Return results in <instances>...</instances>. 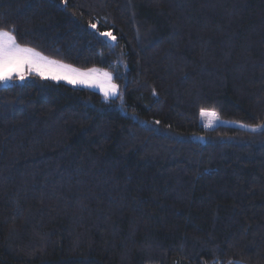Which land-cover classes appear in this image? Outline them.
<instances>
[{
	"label": "trees",
	"instance_id": "trees-1",
	"mask_svg": "<svg viewBox=\"0 0 264 264\" xmlns=\"http://www.w3.org/2000/svg\"><path fill=\"white\" fill-rule=\"evenodd\" d=\"M13 28L119 94L0 83V264H264V0H0Z\"/></svg>",
	"mask_w": 264,
	"mask_h": 264
},
{
	"label": "snow or ice",
	"instance_id": "snow-or-ice-1",
	"mask_svg": "<svg viewBox=\"0 0 264 264\" xmlns=\"http://www.w3.org/2000/svg\"><path fill=\"white\" fill-rule=\"evenodd\" d=\"M93 28L96 25H91ZM15 29L7 31L0 29V83H8L12 80L13 76L18 77L20 80H24L29 73H35L41 78H50L52 80H67L71 84H85V79L70 78V74L67 72H61L59 69H68L71 66L62 64L57 61L48 60L46 57L41 56L39 53L31 47L22 46L17 43L16 37L13 35ZM106 36H111V33H104ZM115 40V37H112ZM25 69L27 71H25ZM95 71L93 70H89ZM72 73L78 76H86L87 73H77V70L73 69ZM105 76L111 79L110 73H105ZM117 91V85L110 84L109 90L105 91V98L110 94H115ZM201 117L212 116L218 118L217 114L209 112L205 109L200 110ZM253 130L264 127V125L252 126ZM239 264V262H236Z\"/></svg>",
	"mask_w": 264,
	"mask_h": 264
},
{
	"label": "rangeland",
	"instance_id": "rangeland-1",
	"mask_svg": "<svg viewBox=\"0 0 264 264\" xmlns=\"http://www.w3.org/2000/svg\"><path fill=\"white\" fill-rule=\"evenodd\" d=\"M22 46H24V45H22ZM27 47H29V46H27ZM34 50H35V52L39 53L41 56L46 57L48 60L57 61V62H60L62 64L71 66L68 69H59V71L69 73L70 74V78L85 79L87 81V83H85V84H79L78 83V84L74 85V84L69 83L67 80H59V81L66 82V83H69V84L74 85V86L91 87V88H93L95 90H98V91L102 92L104 95H105V89H108L110 87V84H115L114 81H113V74L108 69H104V68H100V67H92V68H89V69L78 68V67L70 65L68 63H65L63 61H60V60H57V59H53V58L45 55L44 53H42V52H40V51H38L36 49H34ZM73 69L77 70V73H87L88 75L82 76V77L78 76L75 73H72ZM93 69L95 71H91V72L89 71V70H93ZM25 71H27V70L25 69ZM105 73H110L111 74V79L110 80H109V78L107 76H105ZM31 74L32 73L27 74L26 77L30 76ZM13 79H19V78L16 77V76H13L12 80ZM117 90H118V92H117L116 96L119 94L118 86H117ZM108 97H110V95ZM204 119H206L207 123L211 124V125L217 124V123H221L219 118H214V117H212L210 115L209 116H204Z\"/></svg>",
	"mask_w": 264,
	"mask_h": 264
},
{
	"label": "crops",
	"instance_id": "crops-1",
	"mask_svg": "<svg viewBox=\"0 0 264 264\" xmlns=\"http://www.w3.org/2000/svg\"><path fill=\"white\" fill-rule=\"evenodd\" d=\"M107 90H109V88H108V89H105V91H107ZM117 92H118V90L116 91V93H115V94H110V97H115V96H116V94H117Z\"/></svg>",
	"mask_w": 264,
	"mask_h": 264
}]
</instances>
